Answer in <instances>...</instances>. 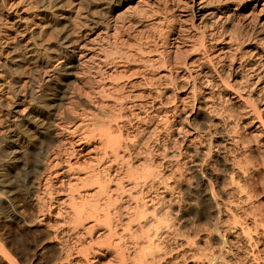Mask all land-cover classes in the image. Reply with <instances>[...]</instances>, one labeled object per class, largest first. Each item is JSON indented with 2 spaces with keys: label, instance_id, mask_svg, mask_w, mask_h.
I'll use <instances>...</instances> for the list:
<instances>
[{
  "label": "bare ground",
  "instance_id": "6f19581e",
  "mask_svg": "<svg viewBox=\"0 0 264 264\" xmlns=\"http://www.w3.org/2000/svg\"><path fill=\"white\" fill-rule=\"evenodd\" d=\"M175 1L183 41L177 31L149 33L166 19L152 14L138 17L140 29L108 25L103 48L70 27L45 57L32 47L33 54L2 60L0 35V264H20L24 254L32 261L42 242L49 247L39 264H162L180 248L175 258L185 264H264V157H240L247 139L212 99L225 92L254 115L242 123L255 128L264 152V105L256 104L264 93V0ZM104 2L105 16L124 0ZM13 5L0 0V34L14 24ZM236 17L255 24L251 35L227 34ZM197 46L203 52L190 60L174 59ZM16 61H34L39 74L14 90L5 81ZM86 68L99 70L88 77L98 99L72 95L86 105L76 115L64 104L68 84ZM239 70L252 79L249 88L244 76L231 78ZM29 98L34 108L16 109ZM33 153L35 170L25 174ZM188 215L197 220L189 228ZM206 232L221 245L206 241Z\"/></svg>",
  "mask_w": 264,
  "mask_h": 264
},
{
  "label": "rangeland",
  "instance_id": "374dc122",
  "mask_svg": "<svg viewBox=\"0 0 264 264\" xmlns=\"http://www.w3.org/2000/svg\"><path fill=\"white\" fill-rule=\"evenodd\" d=\"M10 3H14L13 9L9 11V18L12 22H14V24H9V28H2L7 31H3L4 33L0 34L4 38L3 48L5 51L2 60H5V58L11 59L13 57L21 58L27 53L33 54L35 52L33 51L34 47L35 49H39V55L45 57L50 51L57 47L58 43L60 42L61 34L73 26V30L75 31L74 37L79 38L80 41L88 45H94L96 47L103 48V45L107 40L106 31L108 30V25H111L112 29H115L116 25L118 26L124 23H132V26H137V28L140 29L138 24H135V21L139 16L145 14H152V21L159 18L160 15L166 17L162 25H154L149 29V33H152V35L165 34L168 32L172 35L173 31H177L179 34H181V41H183L184 34H186L183 31H178V24L172 19L174 11L178 12L179 7L177 1L175 0H159V4L157 3L154 5L152 3L149 4L146 1L124 0V3L119 8L114 9L110 14H106L105 16L103 15V12L108 11L107 9L110 4L109 2H104V0H10ZM160 9L164 11L161 14L159 13ZM93 20H96L97 22H93ZM117 20L119 23H116ZM233 22L234 23H232V25H229L226 28V32L229 36H233L234 38L238 37L239 39H244L247 37V35H251L252 29L255 26L254 23L248 25L244 24L239 17H236V20ZM113 32L114 31H111V33ZM202 50L203 47L200 48L199 46L196 47L195 51L194 49L185 50L184 48H181L176 51L174 59L177 61H187L190 60L193 54H200ZM94 58L95 60L97 59V57ZM35 64L36 63L33 61L28 67H25L16 61V64L13 65L12 73H9L6 77L5 82L7 83V86H10L14 90L23 86H30L31 81L36 79L39 74ZM1 67L2 66H0V68ZM104 71L105 70L103 69L100 73H105ZM95 72L98 74L99 70L94 71L90 70L89 68L83 70L80 69L78 78L68 84L70 91L68 92V98L64 104L65 106L71 108L76 115L85 114L82 111V108L86 105L82 100L78 101L72 99V95L81 93L83 96H90L93 100H96L97 98L96 94L94 92L92 93V89L88 84V77L93 74L95 75ZM235 76H237V78L244 76L245 84H243V86H248L249 88L251 85L249 79L251 78L246 71L239 70L236 74H233L231 78ZM256 86H258V84ZM7 89L8 88L5 89L6 95L12 94L7 92ZM239 91L244 97L250 93V90L248 89H242ZM255 94L256 93L253 95ZM18 96L19 95H16L15 100L19 98ZM259 98L260 100H258L256 104L258 107H263L264 93ZM29 99L21 103L16 109L22 111L27 107L34 108L36 105V100ZM212 99L217 104V110L220 111V113L225 117H230V122L233 123L231 130L241 133L247 139L245 143L246 151L243 150L240 153L243 155H240L239 152L233 153L239 154L240 157L248 159L255 158L256 153H259V155L264 157V152H259L258 150L261 137L256 133V130L253 126H245L242 123L244 119L248 120L254 115H246V110H242V108L232 105V103L226 97L225 92H217L215 97ZM107 102L110 103L109 108L114 110L115 107L112 105V102H110V100H107ZM136 123V121H133L134 126ZM92 127L93 126H91V128ZM95 127L98 126L95 125ZM60 137L64 139L67 138V135H61ZM170 141L174 143L172 138ZM59 144V142H56L54 146ZM180 145L181 144L179 143L178 146ZM37 157L38 153H33L29 156V164L26 168L24 167L26 171L23 173H33L37 164ZM81 166L85 167V162H83ZM260 175L264 177V171H262ZM192 179L195 181L194 178ZM217 192V198L220 200L223 199L221 192L218 190ZM18 197V203L21 205V209L25 210L24 201L21 199V196ZM257 199H263L262 195L258 196ZM187 218L188 220H184L183 225L188 228L192 226L194 221H197L191 220L189 215ZM215 221L217 220H200V222L204 224ZM176 222H178V220H176ZM219 222L223 225L226 224L224 223V220H220ZM39 228L40 227H33L36 233L40 231ZM202 235H205V240L210 241L213 246L218 247L221 245L220 240L216 239L215 237L212 238L208 232ZM125 241H127V238H123L122 242ZM48 245V242H42L39 246H37L36 256L34 258L32 257V261H29L30 256H27V254L18 257L20 264H39L42 256L48 252ZM182 250V248L179 250L175 249L172 254L173 258H168V255L167 259H165L162 264H173V262L177 264H185L182 262L183 260H177V258H175L177 253L182 252ZM0 257H2L1 254ZM260 262H264V253L261 256ZM2 264L9 263L5 260H2Z\"/></svg>",
  "mask_w": 264,
  "mask_h": 264
}]
</instances>
